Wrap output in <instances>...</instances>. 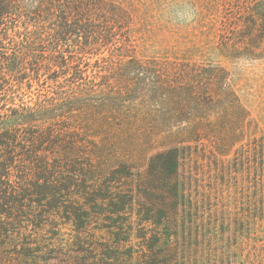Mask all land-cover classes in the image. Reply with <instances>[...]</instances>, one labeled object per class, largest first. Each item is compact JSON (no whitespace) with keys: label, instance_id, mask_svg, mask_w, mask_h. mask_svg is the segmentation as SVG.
I'll use <instances>...</instances> for the list:
<instances>
[{"label":"trees","instance_id":"1","mask_svg":"<svg viewBox=\"0 0 264 264\" xmlns=\"http://www.w3.org/2000/svg\"><path fill=\"white\" fill-rule=\"evenodd\" d=\"M222 17L220 49L264 58V0L225 1ZM132 23L117 0H0V98L11 104L0 106V165L16 163L15 187L0 190V264H264L261 161L251 213L224 228L183 217L177 147L143 172L116 150L145 135L208 139L215 128H169L205 112L157 106H205L227 90L219 65L137 56ZM160 129L169 134H151Z\"/></svg>","mask_w":264,"mask_h":264},{"label":"rangeland","instance_id":"2","mask_svg":"<svg viewBox=\"0 0 264 264\" xmlns=\"http://www.w3.org/2000/svg\"><path fill=\"white\" fill-rule=\"evenodd\" d=\"M117 1L133 15L131 38L137 56L175 59L193 66L219 65L223 68L221 87L227 90L223 89L218 102L205 106L186 100L182 105L157 106L159 113L174 107L205 112L206 118L198 117L194 122L169 121V128L172 134L191 125L215 128L208 139L177 144L142 133L144 139L118 144L116 150L129 151L134 166L143 172L152 153L177 147L178 181L184 190V202L190 205V210L185 207L183 217L189 219L196 212L204 222L223 223L224 228L229 222L237 224L245 218L246 209L251 213L255 177L261 173L257 171L259 161L264 168V58L234 56L219 48L223 4L229 0ZM230 15L233 18L234 14ZM4 104L11 106L0 98V106ZM151 134L169 133L160 129ZM15 164L13 159L3 169L0 165V190L15 187Z\"/></svg>","mask_w":264,"mask_h":264}]
</instances>
